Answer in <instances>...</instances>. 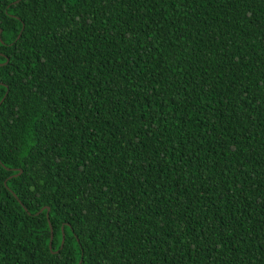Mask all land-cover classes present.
I'll list each match as a JSON object with an SVG mask.
<instances>
[{
  "label": "trees",
  "instance_id": "1",
  "mask_svg": "<svg viewBox=\"0 0 264 264\" xmlns=\"http://www.w3.org/2000/svg\"><path fill=\"white\" fill-rule=\"evenodd\" d=\"M80 263L264 264V0H0V264Z\"/></svg>",
  "mask_w": 264,
  "mask_h": 264
},
{
  "label": "water",
  "instance_id": "2",
  "mask_svg": "<svg viewBox=\"0 0 264 264\" xmlns=\"http://www.w3.org/2000/svg\"><path fill=\"white\" fill-rule=\"evenodd\" d=\"M22 172V171H21ZM44 210V209H43ZM42 210V211H43ZM49 210L50 209H48V214H47V217H48V220H49V218H50V216H49ZM50 227H51V225H50ZM51 232H52V237H51V241H50V249H52V243H53V230H52V227H51ZM63 243H64V238H63ZM81 264V263H80Z\"/></svg>",
  "mask_w": 264,
  "mask_h": 264
}]
</instances>
